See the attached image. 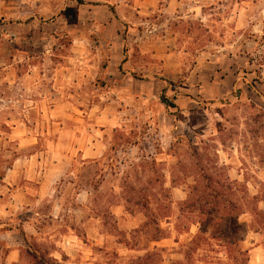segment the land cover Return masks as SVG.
Returning a JSON list of instances; mask_svg holds the SVG:
<instances>
[{
    "label": "rangeland",
    "instance_id": "obj_1",
    "mask_svg": "<svg viewBox=\"0 0 264 264\" xmlns=\"http://www.w3.org/2000/svg\"><path fill=\"white\" fill-rule=\"evenodd\" d=\"M237 1L0 0V179L50 168L23 264H264V0Z\"/></svg>",
    "mask_w": 264,
    "mask_h": 264
},
{
    "label": "crops",
    "instance_id": "obj_2",
    "mask_svg": "<svg viewBox=\"0 0 264 264\" xmlns=\"http://www.w3.org/2000/svg\"><path fill=\"white\" fill-rule=\"evenodd\" d=\"M246 1L248 0L237 1L236 4L241 5V3ZM213 5L215 4H211V6ZM198 7L201 9L203 20H207L208 16L205 15L204 6L198 5ZM196 15H198L197 12ZM42 96L44 101L49 97L48 94ZM33 166L38 168L36 172H39V168H41L40 175L36 178L37 180L35 183L32 182V177L29 176L31 173L30 169H32ZM49 176L50 168L46 166L44 159H15L5 168V174L0 179V246L4 249L5 263L1 257L0 264H23L24 254L22 247L19 246L21 244L11 242V237L14 239V236L21 235L28 246V238L36 236L40 231V228H36L29 220L19 219L20 209L24 208L20 203L23 201V197H26L31 190H34V188H36L38 192L41 191L44 195L46 184L48 182L46 180L49 179ZM26 179L29 180L27 181ZM82 192L83 191L80 193ZM8 193H11V198L9 200L10 203H4V197H6ZM18 193H20V195H18ZM13 209H16L17 211L14 210L16 211L14 212ZM17 214L18 218L16 217ZM67 244L73 246L70 240ZM64 249L66 252H64L63 255L66 257L63 256V260L59 259L58 256H54L57 263H64L69 259L66 254L68 253V250H66L67 247L64 246Z\"/></svg>",
    "mask_w": 264,
    "mask_h": 264
},
{
    "label": "trees",
    "instance_id": "obj_3",
    "mask_svg": "<svg viewBox=\"0 0 264 264\" xmlns=\"http://www.w3.org/2000/svg\"><path fill=\"white\" fill-rule=\"evenodd\" d=\"M80 3H83V2H81L80 1ZM112 10L114 11V8L112 7ZM216 184H218L217 182H216ZM211 187V186H210ZM229 188V192H230V194L234 191V188H232L231 186H229L228 187ZM215 191V190H214ZM209 196H210V203L211 204H214V206L215 207H217V209H218V212L219 211H223L224 212V214H226V216H228V218L230 217V218H232L231 217V214H229V212L230 211H235L236 209V204H234V202L232 201V200H227V198H224V197H220L219 195H217L216 193H214V194H206V193H204V194H202V200H204V204H207V198H209ZM202 211V210H201ZM263 211V210H262ZM28 244H29V241H28ZM36 248V247H35ZM37 251L39 252L38 253V256L36 255L37 254ZM34 255L36 256V257H38V258H40V259H42L43 260V256L41 255V252H40V250H37V249H34ZM40 256H42V257H40ZM44 261V260H43ZM45 262V261H44ZM46 263V262H45ZM47 264H48V262H47Z\"/></svg>",
    "mask_w": 264,
    "mask_h": 264
}]
</instances>
